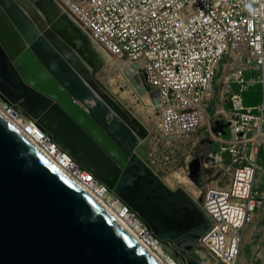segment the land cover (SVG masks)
Instances as JSON below:
<instances>
[{
  "label": "water",
  "instance_id": "1",
  "mask_svg": "<svg viewBox=\"0 0 264 264\" xmlns=\"http://www.w3.org/2000/svg\"><path fill=\"white\" fill-rule=\"evenodd\" d=\"M106 64L55 0H0V99L34 119L80 168L135 211L174 258L201 264L189 253L210 221L185 190L162 182L169 170L156 166L173 164V154L182 164L193 143L165 136L167 143L156 123L144 124L137 113L143 108L129 105V91L117 96ZM125 71L137 91L132 96L149 104L148 91L152 103L161 105L142 71L135 79ZM209 121L213 133H225L224 121ZM154 137L155 149L149 146ZM181 143L186 153L174 152ZM146 155L153 156L151 163ZM199 164L194 161L192 170ZM0 264L159 263L0 115Z\"/></svg>",
  "mask_w": 264,
  "mask_h": 264
},
{
  "label": "built area",
  "instance_id": "2",
  "mask_svg": "<svg viewBox=\"0 0 264 264\" xmlns=\"http://www.w3.org/2000/svg\"><path fill=\"white\" fill-rule=\"evenodd\" d=\"M55 1L93 44L107 53V60L142 67L148 84L160 94L161 122L157 121L165 136H184V142L191 144L200 142V126L210 117L208 101L214 80L220 76L217 81L228 85L232 110L224 115L225 133L216 135V142L226 146L210 157L218 163L228 155L232 178L227 188L206 189L199 198L210 226L189 254L201 264H236L247 226L264 208V192L257 189L262 182L259 159L264 145V102L245 107L243 100L247 85L259 82L264 87V0ZM256 74L258 82L251 78ZM233 84L238 85L237 90ZM0 101L8 111L23 115L15 104ZM203 130L215 141L213 132ZM41 133L53 153L64 152L46 132ZM182 147V143L175 146L174 152L180 153ZM73 164L75 172L81 173L79 178L85 183L94 180L101 197L109 196L119 206L121 218L141 237L153 238L164 249L135 211L90 172L75 161ZM173 260L174 264H187Z\"/></svg>",
  "mask_w": 264,
  "mask_h": 264
},
{
  "label": "bare ground",
  "instance_id": "3",
  "mask_svg": "<svg viewBox=\"0 0 264 264\" xmlns=\"http://www.w3.org/2000/svg\"><path fill=\"white\" fill-rule=\"evenodd\" d=\"M96 49L99 52H101V54L106 58L107 72H109L110 74V84L112 86H116L117 89L120 90V93L117 96H121L123 91H129L128 92L129 95L127 94L128 96L127 100H129V105L133 107L135 104H139V106L143 108L141 112L139 110H138L139 112H137L138 114H140V116L138 117L142 119L141 121L144 124H146L147 121H148V124L150 121L154 123L157 122L155 125V128L157 129V132L160 131L161 128H159L158 126V121L161 122V120H160V115L157 113V111L161 110L162 103L159 106H155L152 103L151 96L148 91H146V94L148 95L149 102H151L149 104L144 102L138 94L136 97L132 96L134 95V93H137V91L134 89V87H132L131 79H129L128 75H126L125 68L128 67V69L131 70V72L135 74L131 78L135 79L136 74L141 73V71L143 72L142 67L141 66L139 67L131 66L132 64L123 62L121 60L116 61L114 58L112 59L110 58V61H109L107 60V57H108L107 53H105L98 46L96 47ZM138 82H139L138 84H142L140 80ZM252 110L254 109L252 108ZM219 114H221L222 116L227 115L223 109H220ZM0 115H2L8 122H10L32 145H34L37 149H39L52 162L58 165V167L62 171H64L68 176L72 177V179H74L77 183H79L91 196H93L100 203V205H102V207L108 213H110L112 217H114L149 252V254L159 264H174L173 257L172 256L168 257L167 255H165L164 249L162 248L163 246L157 245V243L155 242L153 238L145 239L141 237V234L134 227H131L125 219L121 218L119 214V206L114 204L109 196L106 198L101 197L100 190H96V183L94 182V180L89 183H85L83 180L79 178V177H82L81 173L75 172V168L73 164L74 161L68 153L64 151V152H60L59 154H57L51 151L50 144L45 139L42 138V133H41L42 131L36 126L34 119L28 118L23 115H16L14 111H8L5 108V105L1 101H0ZM225 118L227 119L226 116ZM201 128H205L209 130L210 132H212V125L207 116L205 120L202 122L200 129ZM161 136L164 137L163 139H165L164 140L165 142L169 143V141L166 140L165 135L161 133ZM166 136L180 137V138L184 137V136H173V135H166ZM212 137L215 139V141H218V138L216 137L215 133H213ZM155 142L156 141H151V143L149 142V146L153 149L156 148L157 143L155 144ZM165 142H164V145L166 144ZM197 144H198V141L196 140L194 144H192V148L197 147ZM182 149L183 151L180 154L186 153L187 147L183 145ZM182 149H179V150H182ZM194 154L193 152L186 153L184 162L182 164L180 163L181 156L176 155L177 160H174L173 164H171V162L169 161L166 165L156 164V166L157 167L164 166L161 168L165 170L167 169L169 170V172H167L165 176L161 177L162 182L165 183L167 187L173 190L177 188H182L199 204V201H200L199 198L203 195L204 191L207 189L204 186L203 182L199 180V176H203V175L204 177L214 176V179H209V182H210L209 186H213L214 188H220V187L227 188L230 185L232 174H231L230 180H228L227 183L223 185L222 182L216 181V175H218L224 169L220 165L215 168V167H210V165L206 163L207 168H206V172H204V169L202 168V164L201 165L199 164L201 167L198 165L196 170L195 168L192 170L191 164L194 161L198 160V158L201 161L200 155L197 153H194ZM152 157L153 156L146 155L144 160L146 162L151 163V161L153 160ZM180 167L181 168L183 167L182 171H184V174L179 172ZM226 168L230 169V167H226ZM199 169L202 172L201 173L199 172L198 174ZM228 171L230 172L231 170H228ZM201 180H202V177H201ZM202 181H205V180H202ZM254 217L255 216H253V218ZM249 224L247 226L248 228H249ZM250 237L247 235L244 238V242H243L242 250H241L242 252L241 257L239 261H237L236 264H241V262L245 261L243 251H244L245 245L248 242H250Z\"/></svg>",
  "mask_w": 264,
  "mask_h": 264
},
{
  "label": "rangeland",
  "instance_id": "4",
  "mask_svg": "<svg viewBox=\"0 0 264 264\" xmlns=\"http://www.w3.org/2000/svg\"><path fill=\"white\" fill-rule=\"evenodd\" d=\"M258 76L259 75L256 74V77L252 76L251 78H252V80H255L258 82L259 81ZM219 77L220 76H217L215 78L214 83L217 81V79ZM214 86H215V88L217 87L216 83L214 84ZM246 87H247L246 92L243 93V100H244L245 107H256V106H259L260 104H262L264 102V89L259 84V82L256 84H249ZM199 145H201V147L203 146V148H205L206 142H203V143L200 142ZM222 146H226V144L218 143V147H222ZM216 148H217V146H215V144H214L213 150L215 151ZM194 151H196V149H194ZM190 152H193V150L191 149ZM212 152L213 151H210L208 158H206L205 153L202 154L200 152V150H198L197 154L200 155L201 161L199 160V158L197 161H199L200 165L202 164V168L204 169V172H206V168H207L206 163H208L210 165V167L216 168L219 165L221 167H223L224 168L223 171H221L218 175H216V181L222 182L224 185L231 178V171H232L233 167L229 163H227V161H230V158L228 157V155L225 154L224 159L221 157L219 159V162L217 163V161L215 159L213 160L210 157ZM193 154H194V152H193ZM225 166L230 167V169L226 168ZM259 166H260V171H259V173H260V172L264 171V145L262 146L261 152H260ZM182 169H183V167L182 168L180 167L179 172L184 174V171H182ZM228 170H231V171L229 172ZM199 172L201 173L202 171L199 169L198 174H199ZM201 177H202V180H205V181H202ZM209 179H214V176L213 177H207V176L204 177V175L199 176V180L201 182H203L204 186L207 189H209V187L214 188L213 186H209V184H210ZM206 184H208V185H206ZM257 189L261 193L264 192V176L262 177L261 184H259L257 186ZM252 220H253V222L249 224V228L247 227L246 232H245L246 236L248 235L249 237L250 236L251 237H250V242H248L245 245V248L243 251L245 261L241 262V264H264V213L261 215L256 213L255 217ZM164 253L168 257L169 256L173 257L172 250L169 246L164 247Z\"/></svg>",
  "mask_w": 264,
  "mask_h": 264
},
{
  "label": "crops",
  "instance_id": "5",
  "mask_svg": "<svg viewBox=\"0 0 264 264\" xmlns=\"http://www.w3.org/2000/svg\"><path fill=\"white\" fill-rule=\"evenodd\" d=\"M221 81L222 80H218V81L215 82L216 85H217L216 88L214 86L215 83L213 84V95L211 96L210 100L208 101L209 105H210V108H208V112H209V115H210V119L211 118H213V120L221 119V121H224V123H225V120L224 119L222 120V115L219 114V111H220V109H223L224 112H228V111L232 110V105H231V102H230V98H231L232 94L228 92V90H229L228 85L223 83V82L221 83ZM232 88L234 90H237L238 89V85L233 84ZM263 89H264V87H263ZM208 102H207V104H208ZM203 129L204 128H201L200 133H198V140L200 142H202V141L206 142L205 148H203V146L201 147V145H197V147L192 148V150H193L194 153H195L194 149H196V153H197L198 150H200V152H202V154L205 153V157L207 158V156H209L210 151H213V153H215V152H217L220 149V147H218V143L216 141H214V140L209 143L211 138L209 139L208 134L206 135V134L203 133L204 132ZM152 141H154V140H152ZM214 144H215V146H217L215 151L213 150ZM227 163H228V161H227ZM263 176H264V172L262 171L259 174V178H260L259 180L260 181L262 180ZM263 213H264V208H262L258 212V214H260V215L263 214Z\"/></svg>",
  "mask_w": 264,
  "mask_h": 264
}]
</instances>
